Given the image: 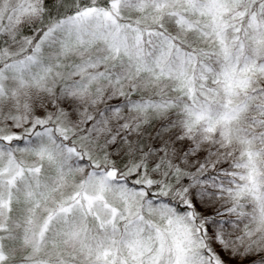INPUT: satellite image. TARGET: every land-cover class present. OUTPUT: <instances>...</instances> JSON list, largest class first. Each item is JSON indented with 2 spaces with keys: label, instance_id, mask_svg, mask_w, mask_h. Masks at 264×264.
Returning <instances> with one entry per match:
<instances>
[{
  "label": "trees",
  "instance_id": "1",
  "mask_svg": "<svg viewBox=\"0 0 264 264\" xmlns=\"http://www.w3.org/2000/svg\"><path fill=\"white\" fill-rule=\"evenodd\" d=\"M163 1L43 0L38 22L41 20V27L45 28L80 16L86 10L99 8L112 12L113 6L116 7L114 34L119 42V50L115 60L108 62V67L105 65V71L97 74L98 80L105 83L114 79L116 72L124 70L121 63H126L138 78L137 81H144L145 87L137 83L136 91L127 98L120 100L123 93L119 92L111 96L112 100H116L115 107L122 111L136 112L138 108H144L147 112L153 109L159 112V117H150L147 122L148 128L141 137V145L148 141L145 134L151 130L158 136L164 134L171 139L189 132L186 130L188 127L194 129L195 123L199 127L198 121L202 125L200 133H204V130L211 133L214 127L215 138L211 142L198 144L205 149L199 168L196 170L197 165H194L191 169H185L181 154H176L173 169L165 165V168L150 165L149 157L154 152V148H151L152 152L143 155L138 168L132 169L130 162L137 163L136 156L124 150L123 143L113 145L112 153L110 150L107 153L114 160L109 164V169L116 168L118 174L124 175L118 182H124L123 191L130 195L136 188L147 190L143 200L139 199L141 203L136 201L128 205L136 207L139 213L124 216L127 206L124 207L122 199L118 201V206L109 203L113 209L106 214H88L81 225L70 227L65 221L62 224L61 220L54 224L57 220L54 219L39 242V257L26 261L23 255L12 257L9 254L4 263L123 264L117 246L129 231L132 239L141 236L157 245L163 244L165 248L171 243L166 239L164 244L160 235L176 233L179 225L185 231H194L187 254L191 264H217L208 250L217 242L213 239L216 232L228 239L224 244L228 249L227 255L235 250L246 251L247 254L254 253L255 257L244 264H264V0H215V8L207 14H202L200 10L209 7L210 0H195L182 8L165 10L162 18L156 19L159 24H155L158 25L145 27V17H153L152 10ZM217 9L221 11L218 18H222L224 12L222 22H227L226 27L211 25L212 12ZM189 12L200 14V21L191 24ZM249 16H254L257 24L259 20V26L254 25ZM92 21V29L89 27V31L82 35L79 45L101 43L103 37L107 36L105 34L110 26L105 19L98 17ZM186 24L188 26L185 28ZM73 41L74 38L71 39ZM94 57L81 60V66L93 61ZM140 88L144 90L141 92ZM153 90L156 91L151 97L142 94L145 91L153 93ZM57 136L55 133L53 138L56 137L60 147L63 142L58 141ZM49 142L45 147L48 150L51 149ZM15 144L20 149L29 150L41 145L39 141L22 140L14 141ZM60 157L56 179L68 173L73 175L78 167L82 168L80 165L93 163L90 155L86 157L85 153L71 158L67 155ZM156 171H167L168 176L164 174L163 178L164 185H144V176ZM187 188L189 195L185 196ZM187 202L194 204L192 209ZM222 204L226 211L222 216H216L223 211L215 213V210L223 208ZM62 208L61 213L71 212L69 207ZM194 210H201L202 213L196 217L190 216V211ZM11 212L14 215L12 209ZM137 230L140 235L135 232ZM17 232L21 233V230H14L9 241L4 237L3 248L14 249L15 252L22 249L23 241H18ZM26 232H29L27 228L22 235ZM51 234L55 240H49ZM102 236L103 246L91 256L90 239ZM245 240L249 241L247 245L243 242ZM74 243L77 244L75 249L72 246ZM48 251L53 255H48ZM26 253L29 251L26 250L24 256ZM161 261L156 264H170L171 259L168 257L166 263ZM140 264L153 262H145L142 258Z\"/></svg>",
  "mask_w": 264,
  "mask_h": 264
},
{
  "label": "rangeland",
  "instance_id": "2",
  "mask_svg": "<svg viewBox=\"0 0 264 264\" xmlns=\"http://www.w3.org/2000/svg\"><path fill=\"white\" fill-rule=\"evenodd\" d=\"M42 2L43 0H0V141L5 142L0 147V264L4 263L9 254L12 257L23 255L26 261L37 257L41 253L38 249L39 242L47 234L54 219H57L54 224L61 220L62 224L65 221L70 227L81 225L88 214H106L113 209L109 203L113 202L118 206V201L122 199L125 202L124 207L127 206L124 216L139 213L136 207L128 205L143 200L147 190L143 187L136 188L130 195L123 191L124 182H118L124 175L118 174L116 168L109 169V164L114 160L107 153L109 150L112 153L113 145L123 143V149L136 156L138 162H130L132 169L138 168L143 155H148L152 152L151 148H154L151 158L149 157L150 165H160L161 168L165 165L173 169L176 154H181L186 164L185 169L197 165V170L204 159L205 150L198 144L211 142L215 138V128L211 129V133L205 130L200 133L202 125L198 121L199 127L195 123L194 129L188 127L186 130H190L189 132L171 139L164 134L158 136L151 130L145 134L149 144L146 142L141 145V137L148 128L147 122L150 117H159V112L156 109L147 112L144 108H138L136 112L122 111L115 107L116 100H112L111 96L114 92H119L123 93L120 100L127 98L136 91L137 83L142 88L145 87L144 81L138 82V78L126 63H121L124 70L116 72L112 80L101 83L97 77L99 72L105 71V65H110L108 62L115 60L119 50V42L115 40L117 36L114 34L116 7L113 6L112 12L99 8L86 10L80 16L42 28L41 20L38 22ZM193 2L195 0H164L152 10L153 17H145L144 26L158 25L157 20L162 18L165 10L182 8ZM212 8H215V0H210L209 7H202L200 12L207 14ZM219 12L221 13L220 9L212 12L211 25L226 27L227 22H222L224 12L222 11V18H218ZM98 17L105 19V23L110 26L103 42L79 45L82 35L89 27L92 29V20ZM188 17L191 24L201 19L200 14L191 12ZM249 17L256 25V18ZM257 21L259 26V20ZM187 26L188 24L185 28ZM191 28L194 29L193 26ZM93 56V61L81 66V60ZM142 88L141 92L144 90ZM155 91H145L142 94L144 97H151ZM55 133L58 141L63 142L60 147L56 137L53 138ZM20 140L39 141L41 145L35 146L34 150L20 149L17 144L14 145V141ZM47 141L51 145L49 150L45 148ZM83 153L86 157L90 155L93 165H80L82 168L78 167L73 175L68 173L56 179L61 155L71 158ZM166 172H149V176H144L142 183H154L155 186L162 187L164 174L168 176ZM184 193L185 196L189 195L188 188ZM187 203L192 209L194 204ZM60 207H69L71 212L67 214L64 211L66 214H63ZM203 207L206 208V205L203 204ZM224 208L215 210V213L223 210L215 215L222 216L226 211ZM201 213V210L190 211V216L196 217ZM208 217L209 214L203 218L204 221ZM25 228L29 232L22 235ZM17 229L21 230V233L17 232L15 235L18 241H23L22 249L17 252L12 249L15 252L12 253V250L3 248V240L4 237L11 240L13 231ZM177 230L169 236L160 235L164 244L166 239L171 243V246L166 245L165 248V245H157L141 236L132 239L129 231L126 238L118 242L117 252L123 264H140L142 258L153 264L160 259L166 263L168 257L171 259L170 264H191L187 254L194 231H185L179 225ZM135 232L140 235L138 230ZM213 236L217 242L208 250L217 264H244L255 257L254 253L247 254L246 251L239 252L235 249L227 255L228 249L224 244H227L228 239L219 232ZM49 240H55L53 234ZM90 241V255L93 256L103 246V236ZM243 242L246 245L249 243L248 240ZM72 246L73 249L77 248L75 243ZM26 250L29 253L24 256ZM47 254L53 255L50 251Z\"/></svg>",
  "mask_w": 264,
  "mask_h": 264
}]
</instances>
